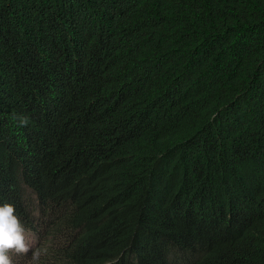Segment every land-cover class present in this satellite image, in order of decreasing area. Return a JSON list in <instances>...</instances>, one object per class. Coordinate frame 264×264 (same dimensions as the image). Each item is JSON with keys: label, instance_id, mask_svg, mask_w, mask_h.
Returning a JSON list of instances; mask_svg holds the SVG:
<instances>
[{"label": "trees", "instance_id": "1", "mask_svg": "<svg viewBox=\"0 0 264 264\" xmlns=\"http://www.w3.org/2000/svg\"><path fill=\"white\" fill-rule=\"evenodd\" d=\"M4 202L40 264H264V0H0Z\"/></svg>", "mask_w": 264, "mask_h": 264}, {"label": "clouds", "instance_id": "2", "mask_svg": "<svg viewBox=\"0 0 264 264\" xmlns=\"http://www.w3.org/2000/svg\"><path fill=\"white\" fill-rule=\"evenodd\" d=\"M19 125L25 127L29 123L28 117H17ZM15 206L4 202L0 204V264H13L12 254H28L32 252L29 264H40V257L47 249L37 248L32 251L27 243L26 229L15 214Z\"/></svg>", "mask_w": 264, "mask_h": 264}]
</instances>
